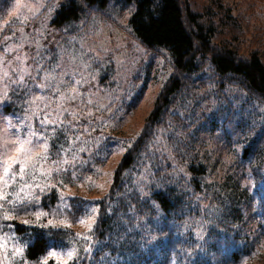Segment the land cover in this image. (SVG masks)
<instances>
[{
  "label": "rangeland",
  "instance_id": "374dc122",
  "mask_svg": "<svg viewBox=\"0 0 264 264\" xmlns=\"http://www.w3.org/2000/svg\"><path fill=\"white\" fill-rule=\"evenodd\" d=\"M65 1L0 0V96H6L0 102V145L17 139L15 133L23 123L40 135L39 121L48 115L63 121L64 127L45 126L52 137L50 158L38 162L37 169L47 171L54 161L78 158L74 167L56 165L63 170L51 178L41 179L40 171L35 173L37 182L56 185L52 190L57 194L54 215L40 223L54 219L57 226L72 232L63 238V244L47 251L75 248L77 256L88 254V264H264L263 212L258 209L264 195V101L232 76L215 73L207 55L197 56L190 82L173 95L145 149L122 172L121 191L126 189L135 202L122 213L125 226L119 225L117 232L123 236L114 241H106L107 237L104 241L84 239L92 232L79 221L96 218L92 209H97L98 200L109 190L115 166L141 131L172 66L166 47L147 49L133 35L128 19L135 9L134 0H108L103 7H88L83 0H75L81 7L79 16L55 26L51 20ZM184 2L202 11V7H213L215 0ZM224 3L235 18L239 14L249 17L240 50L256 47L252 25L264 23V0ZM41 96L44 99H36ZM34 111L38 115H33ZM253 137L258 138L257 149L243 157L242 148ZM42 143L34 140L33 156L42 151ZM11 148L14 146H10L9 155ZM193 158L206 166V184L218 187L235 182L244 191L240 220L231 222L216 202L203 201L201 194H191L196 204L185 202L170 214L160 211L150 193L169 184L185 188L190 178L186 166ZM5 192L14 200L19 187L13 191L0 182V194ZM61 194L85 201L75 219L73 213L64 215L69 199L62 203ZM58 207L59 214L55 212ZM5 208L11 217V205ZM41 210L38 207L37 211ZM0 215L3 220V210ZM9 222L1 223L0 244L5 248L0 249V261L38 264L25 256L13 259L12 250L32 241L34 235L30 230L14 232L7 226ZM176 239L179 245L174 244ZM86 248L90 251L85 252ZM243 249H248L247 253Z\"/></svg>",
  "mask_w": 264,
  "mask_h": 264
},
{
  "label": "trees",
  "instance_id": "16d2710c",
  "mask_svg": "<svg viewBox=\"0 0 264 264\" xmlns=\"http://www.w3.org/2000/svg\"><path fill=\"white\" fill-rule=\"evenodd\" d=\"M107 1L83 0V3L88 7L91 5L103 7ZM134 1L135 9L128 19L133 35L147 49L166 47L171 57L172 72L160 85L141 131L115 166L109 190L98 200L96 222L91 233L94 240L104 241L103 239L107 237L106 241H114L115 238L120 239L123 236L122 233L117 232L119 225L125 226L122 213L135 202L131 196L127 195L126 189L121 191L124 185L122 172L132 165L138 152L145 149L146 143L153 136L157 126L161 124L162 111L171 103L173 95L190 82V76L198 65L199 57L197 56L207 55L215 73L232 76L247 92L264 101V61L263 52L260 51L264 46V23L252 25L251 38L254 41L258 39V43L256 47L242 52L240 49L246 41L243 35L248 31L249 17L245 19L242 14H239L235 18L224 0H215L213 7H206V9L202 7V11L196 10L193 4L185 3L184 0ZM80 12L81 7L75 0H66L56 10L51 23L55 26L61 25L65 21L77 18ZM222 13L223 16H221ZM218 16L220 17L217 18ZM260 34L262 38H259ZM257 141L258 138L253 137L243 146V157L250 156L256 151ZM186 169L190 178L185 188L177 189L169 184L150 193L149 196L156 202L161 212L170 214L173 211H179L180 206L185 202L196 204L197 199L191 194H201L203 201L212 202V204L216 202L218 209L227 214L231 222L240 220L239 207L244 201L245 193L235 182H226L218 187L206 184L203 180L206 166L196 162L194 158L189 160ZM38 195H40L39 207L50 215H54L53 210L57 202L55 191L50 190L46 194ZM73 197L75 199H69V208L63 210V213L65 216L73 213V219H75L85 201L76 196ZM136 198L138 199V196ZM122 199H124L123 202ZM37 209L35 205H30L28 211H12L9 224L13 225L14 232L20 234L27 230H30V234L34 237L37 233H46L35 239L33 246L26 248L24 254L29 261L38 263L39 258L47 251L46 245L63 244V238L72 232L63 226L40 229L23 224L22 220L35 224L32 212ZM258 209L259 212H263L261 219L264 226V195L258 201ZM4 221L6 222L0 215V228H3L1 223ZM178 240L174 241L175 245L180 244ZM247 251L248 249L242 250L243 253ZM88 263V254L82 253L78 259L70 261L69 264ZM49 264L56 263L50 261Z\"/></svg>",
  "mask_w": 264,
  "mask_h": 264
},
{
  "label": "snow or ice",
  "instance_id": "6c2138e0",
  "mask_svg": "<svg viewBox=\"0 0 264 264\" xmlns=\"http://www.w3.org/2000/svg\"><path fill=\"white\" fill-rule=\"evenodd\" d=\"M17 8H19V4H17ZM7 51H11V49H7ZM24 73H27V69L22 70ZM7 71L4 72V76H7ZM23 79V76L21 77ZM47 79V77H46ZM77 84L80 81L76 82ZM41 88L46 87V85L39 86ZM6 96H0V102L4 101ZM37 100H42L44 97H37ZM61 100H63V96H61ZM35 101H33L34 103ZM33 115H38L37 112H33ZM63 115V113H60ZM74 115V114H73ZM27 119V118H26ZM41 128L43 131L40 135H37V132L31 131V125L23 123L21 125V129L19 132H16L17 139L12 140L10 142H6L3 145H0V148H3V152H0V165H2V175H0V182L3 183L5 188L12 187L13 191H15L16 187H19V192H16L15 199H10V193H2L0 194V210L4 211L3 220H10L12 217L8 215V209L5 208V205H11V211H19L24 210L28 211L30 205H35L39 207L40 194H46L50 190L56 188V185H49L47 183L41 184L37 182V178L35 173L40 171L37 169L36 165L40 161H47L50 158V148L49 141L52 138L48 133L47 128L45 126L55 125L56 128L64 127L63 121H57L56 119H49L48 115H45L43 119L39 121ZM11 128V124H9ZM56 128H53V133L56 131ZM87 131V129H85ZM15 132V130H14ZM76 140H79L80 137L76 136ZM34 140H42L41 144L42 151L37 153L35 156L32 155V147L34 146ZM10 146H14L11 148L12 154L9 155ZM60 150H64L63 146H61ZM83 151V149H81ZM59 153H57L58 155ZM106 158V157H105ZM78 158L74 157L72 161L68 159L54 161V166L47 171H40L41 179L51 178L54 173L59 174L63 169L62 167L56 166H69L74 167L77 163ZM18 169V171H17ZM31 180L32 183L28 181ZM11 181V184L9 183ZM22 193V195H21ZM60 200L63 203L68 199H75L74 197H66L63 194L60 195ZM55 212L59 214L60 208L58 207ZM92 212H98V209L93 208ZM32 215L35 217V224L31 221L25 220L23 224L29 227H37L40 229H52L57 228L58 226L54 222V219H48L47 223H40L41 219L44 217H48L50 215L49 212L45 211H33ZM81 224H86L88 233H91L94 229V225L96 222V218L94 217L91 222H88L84 219L79 221ZM9 228H12L13 225H7ZM46 235V233H37L33 238V241H27L24 245L19 247H15L11 256L13 259L17 257H23L26 251V248L32 247L35 239L40 238ZM79 235V234H77ZM86 241L91 242L92 236L90 234H86L84 236ZM46 247H55L54 245H46ZM5 245L0 244V249H4ZM90 251L89 248L85 249V252ZM78 259L77 250L75 248L68 250L66 252H58L55 250L47 251L43 258L38 262V264H49L50 261H56V264H69L70 261ZM7 260V253L5 252V261ZM0 264H4V261H0ZM19 264H27L26 261H20Z\"/></svg>",
  "mask_w": 264,
  "mask_h": 264
}]
</instances>
